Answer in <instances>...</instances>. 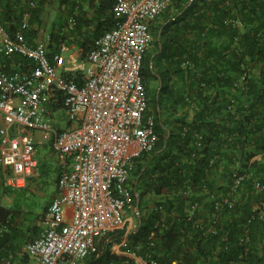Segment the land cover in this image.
<instances>
[{"label":"trees","instance_id":"1","mask_svg":"<svg viewBox=\"0 0 264 264\" xmlns=\"http://www.w3.org/2000/svg\"><path fill=\"white\" fill-rule=\"evenodd\" d=\"M48 1L38 0L33 11L25 33L31 44L39 34ZM59 2L70 7L69 17L78 11L77 24L65 33L63 23H53L50 59L61 54L64 43L77 45L80 58L86 57L95 39L119 19L113 11L115 0ZM26 6L24 0H0L1 18L10 33L19 27ZM163 26L177 33L171 39L179 58L174 72L177 90L169 73L156 75L152 68L157 38L165 35ZM151 31L154 48L145 56L142 76L148 91L147 115L155 117L159 141L143 161L157 154L164 157L156 168L145 171L143 161L137 160L131 178L154 172L155 181L149 186L157 195H167L159 203L170 216L167 228L155 229L159 213L153 208L144 220L143 194L136 197L138 191L133 190L142 223L132 233L131 245H141L140 253L153 252L161 264L177 260L185 264H264V0H176L152 24ZM167 50L163 46L162 52ZM1 61L6 70H23L30 64L20 55ZM151 83H158L155 90ZM184 128L187 132L182 133ZM197 136H201V148L195 145ZM174 147L176 154H172ZM235 170L245 176L244 182L233 195L232 206L214 212L205 189L229 193ZM188 188L191 192L184 195ZM195 202L201 207L189 217L187 209ZM41 219L0 204V264L32 261L25 245L41 231ZM196 223H202V229ZM154 232V246L149 247ZM120 236L113 234L111 242L100 244V257H91L86 264H121L122 258L110 253Z\"/></svg>","mask_w":264,"mask_h":264},{"label":"built area","instance_id":"2","mask_svg":"<svg viewBox=\"0 0 264 264\" xmlns=\"http://www.w3.org/2000/svg\"><path fill=\"white\" fill-rule=\"evenodd\" d=\"M24 1L26 9L13 33L0 14V164L4 187L27 189L40 177L36 131L45 132L51 150L61 156L56 194L45 211L41 231L25 245L26 253L33 264H84L91 257H100V244H108L113 234L121 233L110 248L111 255L122 258L121 264H161L153 252L140 253L141 245H131L134 227L142 223L140 218L139 223L136 220L140 213L131 174L136 161L146 160L159 141L155 117L147 115L148 91L142 68L154 42L152 24L176 0H115L113 11L119 19L95 39L86 57L69 58V70L64 72L58 68L65 62L63 56H48L50 36L47 43L28 41L25 33L38 0ZM76 17L74 13L68 18L66 32L74 30ZM15 55L26 58L29 67L6 70L1 59ZM59 108L68 111L65 129L55 125L53 114ZM195 145L202 147L201 136ZM232 178L227 194L205 189L214 212L232 206L233 195L245 176L235 170ZM190 192L188 188L184 195ZM200 207L199 202L190 205L189 217ZM153 208L160 215L155 229L167 228L170 215L165 206L159 203ZM196 226L202 229L203 225ZM154 235L149 238V247L154 246Z\"/></svg>","mask_w":264,"mask_h":264},{"label":"rangeland","instance_id":"3","mask_svg":"<svg viewBox=\"0 0 264 264\" xmlns=\"http://www.w3.org/2000/svg\"><path fill=\"white\" fill-rule=\"evenodd\" d=\"M85 4L87 5V3ZM69 8V6L61 4L59 0H49L47 2L43 10L42 26L39 28V34L41 36H39L38 42H48L47 38L52 31V25L54 22H56L57 25L63 23L62 30L67 33L65 31V23H67L69 18ZM34 29H37L36 25H34ZM72 45L74 46L66 43L61 45V55H63L65 60L81 53V50L77 45ZM152 94L149 93V96H152ZM53 115L57 127L65 129L68 126L69 116L66 109H56ZM34 138L38 143L37 158L39 160V179H33V183L27 189H8L3 186L0 168V204L12 210H21L24 214L29 213L40 216L43 219L45 211L47 210L48 199L58 180L61 156L55 154L51 150L49 139L45 132L36 131L34 133ZM142 187L143 186L139 188L140 193ZM142 209L143 213L144 211H148L147 214H143V218L146 220L150 213V209L144 201L142 202ZM135 222L136 221H134V225ZM38 225L40 227L43 226L42 221L38 222Z\"/></svg>","mask_w":264,"mask_h":264},{"label":"crops","instance_id":"4","mask_svg":"<svg viewBox=\"0 0 264 264\" xmlns=\"http://www.w3.org/2000/svg\"><path fill=\"white\" fill-rule=\"evenodd\" d=\"M163 28H164V26H163ZM164 30H165V35L163 36V39H161L160 37L157 38L159 45L157 46V50L155 51V53L153 55L152 68H153V71L156 75L161 74L164 76L167 73H169L170 77L172 78V83H173L172 87L174 88V90H177V87H179L178 78L175 76L174 72H175V69H177V67H178L176 64V60H178L179 58L174 53L175 45H173V43L171 42V39L174 36L176 37L177 33H175L172 30L168 31L167 27H165ZM39 36H41V35L38 34L37 37L34 39V42H33L34 44H36L39 41ZM71 46H74V45H71ZM163 46L169 50H167V52H162ZM153 48H154V44H152L150 50H152ZM77 55H79V54H77ZM68 61H69V59L65 60V62L63 64L58 65L59 71L64 72V71L69 70L70 64ZM186 66H188L187 63L184 64L183 67L185 68ZM157 85H158V83H151L150 88L155 90V88H157ZM185 113H187V110L183 111V113H181L180 115H182V114L184 115ZM2 124H3V119L0 116V126ZM176 153H177V147L172 148V154H176ZM162 157H164V154H157L150 161H147V162L143 161L142 163H143V165H145L143 171H145L147 169L152 170L153 168H156V166H158V164H159L160 158H162ZM0 168H1V166H0ZM60 170H61V159H60L59 173H60ZM58 177H59V175H58ZM155 177H156V174L152 171H149V173L146 174V176L143 175V178H141V179L136 178V180H134V178H131V184H132L133 190H135L136 192L138 191L136 197H139V194H143V197H142L143 201L145 203H147V207L150 209V211L153 209L154 205L157 202H159L161 199H163L167 196L164 193L161 195H157L154 192V189L149 186L150 183L155 181ZM57 182H58V180H57ZM57 182L55 183L54 190L48 199L47 208L49 207L51 200L53 199V197L56 194ZM141 186H143V187L141 188V193H140L139 188ZM147 212L148 211H146V212L144 211V214L145 213L147 214ZM137 216H138V219L136 218V220H138V223H139V217L140 216L138 214H137ZM134 229H135V231L138 230L136 227H134ZM86 263L87 262H84V264H86ZM28 264H33V262L31 261Z\"/></svg>","mask_w":264,"mask_h":264}]
</instances>
